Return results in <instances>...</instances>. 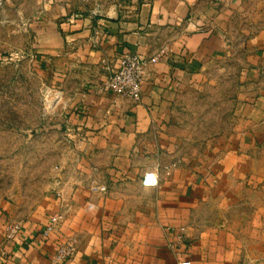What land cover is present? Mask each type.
Listing matches in <instances>:
<instances>
[{
	"label": "crops",
	"instance_id": "obj_1",
	"mask_svg": "<svg viewBox=\"0 0 264 264\" xmlns=\"http://www.w3.org/2000/svg\"><path fill=\"white\" fill-rule=\"evenodd\" d=\"M96 1L4 0L42 18L32 65L58 99L30 102V120L0 109L1 130L27 132L14 156L30 163L0 192V264H55L68 239L58 264H264V0ZM163 48L138 100L102 90L123 53ZM198 96L205 125L182 116Z\"/></svg>",
	"mask_w": 264,
	"mask_h": 264
},
{
	"label": "rangeland",
	"instance_id": "obj_2",
	"mask_svg": "<svg viewBox=\"0 0 264 264\" xmlns=\"http://www.w3.org/2000/svg\"><path fill=\"white\" fill-rule=\"evenodd\" d=\"M104 6L114 3L111 0H101ZM102 2H94L93 12L98 13L101 10ZM2 12L0 14V109L1 116L6 120H30L28 113L30 102L37 104L39 107L51 105L58 99V96L53 93L45 96L41 90L52 88L49 85L45 73L39 68L36 71L32 62L35 60L37 53L35 52V39L33 36L32 27L42 18L37 17H16L7 13L4 0H1ZM96 3V4H95ZM6 10V11H5ZM9 13H12L9 12ZM30 90L40 91V93H30ZM41 94L43 96L41 97ZM5 95V96H4ZM50 96V97H49ZM48 100V101H47ZM196 103L189 104L190 112L184 115L189 120L202 121L203 118H208V113L203 108L204 101L198 96L193 99ZM195 105V106H192ZM193 107H196L195 109ZM198 107L204 110L198 109ZM20 117V118H19ZM192 117V118H190ZM205 125V124H204ZM199 132L205 129L198 128ZM26 131V130H24ZM27 136V132H19L12 129H0V192L6 193V197L13 195L14 187L18 188L21 185L20 175H16L17 171L30 168L28 161H22L14 156L15 147L17 149L23 145L19 143L18 138ZM202 135V134H201ZM21 146V147H20ZM32 167V166H31Z\"/></svg>",
	"mask_w": 264,
	"mask_h": 264
},
{
	"label": "built area",
	"instance_id": "obj_3",
	"mask_svg": "<svg viewBox=\"0 0 264 264\" xmlns=\"http://www.w3.org/2000/svg\"><path fill=\"white\" fill-rule=\"evenodd\" d=\"M88 1V0H83ZM2 12V3L0 0V14ZM165 54V48L152 56H140L135 52H125L119 58L118 66L111 71L107 76L103 84L102 90L110 91L115 94H119L130 98L134 101L138 100L141 95V84L143 81L144 73L147 66L156 62L159 58H162ZM158 182V175L156 167L145 171L141 178V184L143 186H156ZM93 190L105 191V185H94L91 187ZM60 215H52L49 218L47 224H45L41 235L47 237L51 228L58 221ZM19 224L17 222H11L6 226V236L11 238L18 231ZM75 247V241L68 239L61 241L51 256L53 263L58 264L69 258ZM179 264H189L188 261L180 262Z\"/></svg>",
	"mask_w": 264,
	"mask_h": 264
}]
</instances>
